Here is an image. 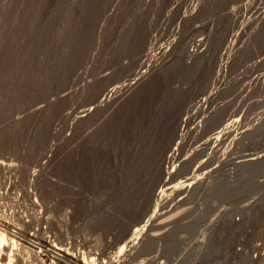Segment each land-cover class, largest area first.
<instances>
[{
    "label": "rangeland",
    "instance_id": "1",
    "mask_svg": "<svg viewBox=\"0 0 264 264\" xmlns=\"http://www.w3.org/2000/svg\"><path fill=\"white\" fill-rule=\"evenodd\" d=\"M2 161L15 258L264 264V0H0Z\"/></svg>",
    "mask_w": 264,
    "mask_h": 264
},
{
    "label": "bare ground",
    "instance_id": "2",
    "mask_svg": "<svg viewBox=\"0 0 264 264\" xmlns=\"http://www.w3.org/2000/svg\"><path fill=\"white\" fill-rule=\"evenodd\" d=\"M182 44L185 45L186 44V37L185 39H182L181 40ZM193 44H195V47L197 50H200L202 47L204 48V45H205V41L202 40V39H193ZM202 50V49H201ZM106 72V71H105ZM102 76V75H101ZM99 78V76H98ZM75 79V78H74ZM101 79V78H100ZM80 83V82H78ZM85 87V86H84ZM127 88V87H125ZM119 89V88H118ZM89 90V89H88ZM64 91V90H63ZM67 91V90H65ZM96 91V90H95ZM122 91V90H121ZM72 93V92H71ZM97 93V92H96ZM95 93V94H96ZM66 95V94H65ZM64 95V96H65ZM62 96V95H61ZM91 98V97H90ZM98 98V97H97ZM93 99V98H92ZM84 101V100H83ZM86 104V103H85ZM28 106V105H27ZM90 106V105H89ZM101 108V107H100ZM30 109V108H29ZM25 110V109H24ZM27 110V109H26ZM99 111V110H98ZM79 112V111H78ZM90 113V110L89 112ZM88 113H85L84 116H86V114L88 115ZM97 113V112H96ZM69 114V113H68ZM98 114V113H97ZM70 115V114H69ZM95 115V114H94ZM81 116V115H80ZM90 116V114H89ZM93 116V115H92ZM71 117V116H70ZM81 119V117H78ZM80 119H77V120H80ZM74 121H76V119H73ZM85 120V119H84ZM77 122V121H76ZM74 122V125L72 123V126H75V123ZM81 122V121H79ZM78 122V123H79ZM237 122V120H234L232 123H230L229 125H225V127L222 129V133L228 129H232L233 125ZM90 124V123H89ZM79 125H81L79 123ZM71 126V125H70ZM85 126V125H83ZM88 126V125H87ZM76 127V126H75ZM71 128V127H70ZM74 127H72L73 129ZM71 129V130H72ZM76 129V128H75ZM70 130V131H71ZM73 131V130H72ZM71 131V132H72ZM50 140V139H49ZM144 142V141H143ZM258 155V154H257ZM43 157V156H42ZM263 157V156H261ZM150 158V157H149ZM252 158L250 159H243L242 157H238L237 160H235L234 162V166L235 168H242L243 170V167L246 169V167L248 168L249 165H252L253 164V167L256 166L254 165V163L256 161L254 160H251ZM6 163V162H5ZM2 162H0V171H16L18 170L17 166H14L13 164H5ZM232 167V168H233ZM253 167H251V169H253ZM239 169H234L235 171L236 170H239ZM256 169V167H255ZM252 170V172H254V170ZM232 170V169H231ZM230 172V171H229ZM242 173V172H241ZM136 174V173H135ZM212 174V173H211ZM239 175H244V172L242 174H239ZM238 175V176H239ZM213 177V176H212ZM203 179V178H202ZM131 180V179H130ZM134 180V179H133ZM132 180V181H133ZM204 181V180H203ZM209 181V180H208ZM207 181V182H208ZM198 182V181H197ZM194 181V178H191L189 180H186V181H183V182H178L172 186H170V188H164L162 189V191L160 192L159 191V194H158V199L160 201H158L156 203V205H154V207H158L160 206L161 207V204L163 203H166L170 200V197L171 194H174V196L177 195V197H180L181 199L184 198V194L186 193V190L187 188H190L191 186H193V184L197 183ZM200 182V181H199ZM145 183V182H144ZM158 184V183H157ZM198 184V183H197ZM204 184V183H203ZM217 184V183H216ZM144 185V184H143ZM216 186V185H215ZM219 188V187H218ZM214 189V188H213ZM212 189V190H213ZM161 190V189H160ZM218 190V189H217ZM188 191V190H187ZM215 191V190H214ZM213 193V192H212ZM135 196V195H134ZM151 197V196H150ZM130 198V197H129ZM180 199V200H181ZM181 204V206L185 205V204H188L187 203V200L186 201H180L179 202ZM146 206V205H145ZM151 207V206H150ZM180 208V207H179ZM177 208L174 209L177 210ZM152 210V209H151ZM149 211V210H148ZM148 211H146V214L139 219L138 222H134L135 225H131L125 232L122 236H120L119 239H117L116 241L114 242H111L110 244H107L108 248L109 249H114L116 252L113 254L114 255V258H110L107 263H104V264H123V260L121 257L122 255H130V253L132 251H136L137 248L139 250V247L142 249V246L145 242V231L147 230V227H148V223H147V220L151 217H148L147 213ZM143 212V211H142ZM153 213V212H151ZM150 213V214H151ZM176 213V212H175ZM4 214V212H3ZM29 219V218H28ZM33 219V218H32ZM151 220V219H150ZM38 221V220H36ZM40 222V221H39ZM149 222V221H148ZM175 222V221H173ZM133 223V224H134ZM41 224V223H40ZM37 225V224H36ZM53 228L55 229V227L53 226ZM56 232L58 233L57 229H56ZM61 233V232H60ZM9 239H7L6 235L4 233H1L0 232V264H31L27 259H22V258H15L16 256V253H14V251H17L19 248L17 247V244L15 242H9L8 241ZM115 240V239H114ZM135 243L137 244V246L134 247ZM179 243V244H178ZM176 243L175 248H178L180 247L181 248V245L183 244V238L178 242ZM11 245V246H9ZM139 246V247H138ZM182 249V248H181ZM108 250V249H107ZM140 251V250H139ZM109 252V251H108ZM137 252V251H136ZM26 254V253H25ZM106 254V253H105ZM133 255V254H131ZM112 257V255H110ZM121 258V260H120ZM126 262V261H125ZM127 263V262H126ZM125 264V263H124Z\"/></svg>",
    "mask_w": 264,
    "mask_h": 264
},
{
    "label": "built area",
    "instance_id": "3",
    "mask_svg": "<svg viewBox=\"0 0 264 264\" xmlns=\"http://www.w3.org/2000/svg\"><path fill=\"white\" fill-rule=\"evenodd\" d=\"M259 251H260V252H259V253H260L259 255H264V248H261V247H260V248H259Z\"/></svg>",
    "mask_w": 264,
    "mask_h": 264
}]
</instances>
